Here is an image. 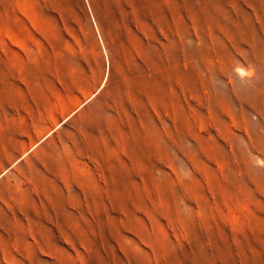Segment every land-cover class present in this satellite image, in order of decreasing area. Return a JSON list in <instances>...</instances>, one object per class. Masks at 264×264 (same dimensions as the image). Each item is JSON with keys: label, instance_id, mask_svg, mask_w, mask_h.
<instances>
[{"label": "rangeland", "instance_id": "374dc122", "mask_svg": "<svg viewBox=\"0 0 264 264\" xmlns=\"http://www.w3.org/2000/svg\"><path fill=\"white\" fill-rule=\"evenodd\" d=\"M0 264H264V0H0Z\"/></svg>", "mask_w": 264, "mask_h": 264}]
</instances>
